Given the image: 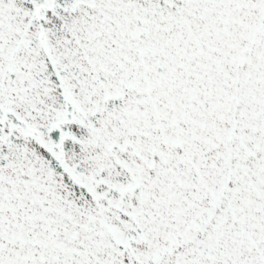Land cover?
I'll list each match as a JSON object with an SVG mask.
<instances>
[{"label":"snow or ice","instance_id":"obj_1","mask_svg":"<svg viewBox=\"0 0 264 264\" xmlns=\"http://www.w3.org/2000/svg\"><path fill=\"white\" fill-rule=\"evenodd\" d=\"M0 264H264V0H0Z\"/></svg>","mask_w":264,"mask_h":264}]
</instances>
